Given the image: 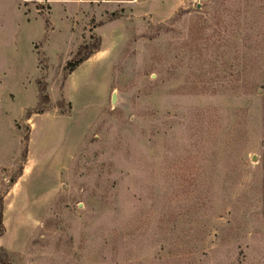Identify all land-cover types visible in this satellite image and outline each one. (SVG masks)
<instances>
[{
	"label": "rangeland",
	"instance_id": "rangeland-1",
	"mask_svg": "<svg viewBox=\"0 0 264 264\" xmlns=\"http://www.w3.org/2000/svg\"><path fill=\"white\" fill-rule=\"evenodd\" d=\"M0 214V264H264V0H0Z\"/></svg>",
	"mask_w": 264,
	"mask_h": 264
},
{
	"label": "trees",
	"instance_id": "trees-1",
	"mask_svg": "<svg viewBox=\"0 0 264 264\" xmlns=\"http://www.w3.org/2000/svg\"><path fill=\"white\" fill-rule=\"evenodd\" d=\"M82 58H80V60H81ZM1 224H2V220H1V214H0V226H1Z\"/></svg>",
	"mask_w": 264,
	"mask_h": 264
}]
</instances>
